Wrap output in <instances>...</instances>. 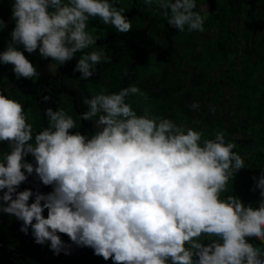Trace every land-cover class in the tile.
<instances>
[{"label":"clouds","instance_id":"clouds-1","mask_svg":"<svg viewBox=\"0 0 264 264\" xmlns=\"http://www.w3.org/2000/svg\"><path fill=\"white\" fill-rule=\"evenodd\" d=\"M144 2L156 3L159 15L180 33L205 31L207 14L195 10L196 0ZM115 3L13 0L15 27L0 64L12 65L17 79H32L40 66L35 68L21 47L60 65L80 53L74 71L88 80L101 62L111 63L102 48L93 47L99 37L88 31L89 20L99 19L121 34L132 29L125 9ZM5 27L0 19V30ZM13 87L0 91V143L10 149L0 162V213L21 221L25 235L31 229L36 244L49 242L54 255H69L70 245L58 235L63 234L112 264H264V172L253 177L258 207L222 195L245 168L224 131L205 139L201 131L154 115L147 104L137 115L128 98L147 101V96L130 86L115 93L101 89L83 100L88 111L78 117L94 121L91 136L73 132L77 121L51 108L44 111L47 127L34 133L24 106L7 95ZM209 110L215 113L214 106ZM33 175L52 191H18Z\"/></svg>","mask_w":264,"mask_h":264},{"label":"trees","instance_id":"trees-1","mask_svg":"<svg viewBox=\"0 0 264 264\" xmlns=\"http://www.w3.org/2000/svg\"><path fill=\"white\" fill-rule=\"evenodd\" d=\"M12 4L13 0H0V19L7 25L0 30V53L11 42L15 27ZM196 4L195 10L201 14L202 8L208 7L203 33H180L171 28L159 15L156 3L116 0L115 6L124 8L131 21L129 32L121 34L99 19L88 22V31L99 37L93 47L97 51L102 48L111 63L101 62L96 73L84 80L74 71L80 53L60 65L42 58L38 50L29 54L21 47L35 68L45 61L58 68L53 74L17 79L12 65L0 64V91L14 85L7 95L24 106L26 117L31 111L34 133L47 127L44 111L51 108L53 112L63 109L77 121L73 132L91 136L97 130L94 121L80 122L78 117L88 111L83 100L101 89L115 93L137 86L147 96V101L138 97L141 102L136 96L128 98L137 115L143 114L147 104L154 115L201 131L205 139H214L216 131L226 133L225 140L236 145L233 151L244 159L245 168L233 176L229 191L222 195H233L245 206L256 208L261 198L259 189L253 190V177L258 180L264 172V0H196ZM193 103L200 105L198 110L191 109ZM210 105L215 113L209 110ZM8 151V145L0 143V162ZM32 159L26 157L27 162ZM25 189L44 194L52 191L34 175L18 191ZM21 226L14 216L0 213V264H112L111 259L104 261L94 255L91 248L72 244L63 234L58 235L70 245L71 254L54 255L49 242L36 244L31 229L25 235Z\"/></svg>","mask_w":264,"mask_h":264},{"label":"rangeland","instance_id":"rangeland-1","mask_svg":"<svg viewBox=\"0 0 264 264\" xmlns=\"http://www.w3.org/2000/svg\"><path fill=\"white\" fill-rule=\"evenodd\" d=\"M201 12H202L203 14H207V15H208V7H207V6L203 7L202 10H201ZM261 32H262V31H261ZM261 32H260V33H261ZM55 68H56V66H55L54 64H52V62H46L45 64H43L42 66L39 67L38 74H39L40 76H42V75H48V74H50V73H54ZM12 85H13V84H12ZM5 95H6V94H5ZM138 97H139V96H136V99H137L138 102L143 101L142 99H140V98H138ZM229 113H231V114H235L234 111H231V112H229ZM33 119H34V118H33V114H32L31 111L29 110V111L27 112V122L32 123Z\"/></svg>","mask_w":264,"mask_h":264}]
</instances>
